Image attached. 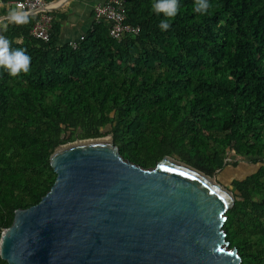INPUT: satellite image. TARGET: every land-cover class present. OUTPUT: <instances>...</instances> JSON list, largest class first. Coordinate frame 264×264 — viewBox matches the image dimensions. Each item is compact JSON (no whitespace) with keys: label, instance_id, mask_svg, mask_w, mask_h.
<instances>
[{"label":"trees","instance_id":"1","mask_svg":"<svg viewBox=\"0 0 264 264\" xmlns=\"http://www.w3.org/2000/svg\"><path fill=\"white\" fill-rule=\"evenodd\" d=\"M45 1L25 24L0 23L11 48L31 57L15 77L0 67V235L16 209L52 186L57 146L110 134L137 164L170 155L227 186L235 199L226 239L241 264H264V0H209L207 14L178 0L167 31L152 0H127L137 34L116 39L95 21L75 48L57 37L64 3ZM42 13L51 17L48 41L30 34ZM234 157L253 167L227 185L217 174L238 168Z\"/></svg>","mask_w":264,"mask_h":264},{"label":"water","instance_id":"2","mask_svg":"<svg viewBox=\"0 0 264 264\" xmlns=\"http://www.w3.org/2000/svg\"><path fill=\"white\" fill-rule=\"evenodd\" d=\"M55 180L0 235L8 264H241L223 224L233 192L170 155L152 167L110 138L76 139L49 156Z\"/></svg>","mask_w":264,"mask_h":264},{"label":"clouds","instance_id":"3","mask_svg":"<svg viewBox=\"0 0 264 264\" xmlns=\"http://www.w3.org/2000/svg\"><path fill=\"white\" fill-rule=\"evenodd\" d=\"M178 0H152L151 10L166 18L161 20L158 27L161 31H167L171 27V18L179 11ZM215 8L209 0H194L193 11L198 14H207L210 9ZM6 20L9 23L25 24L28 22V13L18 8L8 10L6 17L0 18V23ZM6 29V25L4 26ZM31 57L26 54L25 49H12L11 41L4 35H0V67L4 68L10 76H17L21 72L27 73L30 69Z\"/></svg>","mask_w":264,"mask_h":264},{"label":"built area","instance_id":"4","mask_svg":"<svg viewBox=\"0 0 264 264\" xmlns=\"http://www.w3.org/2000/svg\"><path fill=\"white\" fill-rule=\"evenodd\" d=\"M127 0H104L103 3L96 4L93 12L96 21L103 20L107 23L110 36L120 39L125 34H137L139 26L127 22L126 15ZM14 8L24 12H42L46 9L45 0H19L9 2ZM51 26V17L42 13L40 19L31 28L30 34L43 41L49 40V29ZM81 36L78 40L82 39ZM69 41L72 47H76V42Z\"/></svg>","mask_w":264,"mask_h":264},{"label":"crops","instance_id":"5","mask_svg":"<svg viewBox=\"0 0 264 264\" xmlns=\"http://www.w3.org/2000/svg\"><path fill=\"white\" fill-rule=\"evenodd\" d=\"M103 2L104 0H55L49 5L54 8L56 5L64 3L65 6L64 9H60L61 12H64L65 17L58 19L57 37L59 43L76 41L83 36L96 21L93 12L94 6ZM11 8L14 7L10 3L0 1V14L7 13Z\"/></svg>","mask_w":264,"mask_h":264},{"label":"rangeland","instance_id":"6","mask_svg":"<svg viewBox=\"0 0 264 264\" xmlns=\"http://www.w3.org/2000/svg\"><path fill=\"white\" fill-rule=\"evenodd\" d=\"M105 138H110V134L104 135ZM231 154V153H230ZM234 159H239L238 168H232L228 166L224 171L217 174L222 180L225 181L227 185H229L233 178H240L248 173L250 167H253L252 162L250 160L241 159L239 157H234Z\"/></svg>","mask_w":264,"mask_h":264}]
</instances>
